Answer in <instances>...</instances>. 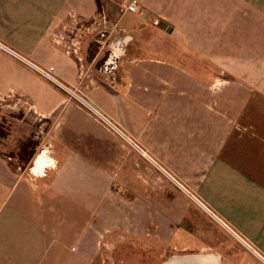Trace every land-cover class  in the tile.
Returning <instances> with one entry per match:
<instances>
[{
  "label": "crops",
  "instance_id": "1",
  "mask_svg": "<svg viewBox=\"0 0 264 264\" xmlns=\"http://www.w3.org/2000/svg\"><path fill=\"white\" fill-rule=\"evenodd\" d=\"M124 1L0 0V264H264V0Z\"/></svg>",
  "mask_w": 264,
  "mask_h": 264
},
{
  "label": "built area",
  "instance_id": "2",
  "mask_svg": "<svg viewBox=\"0 0 264 264\" xmlns=\"http://www.w3.org/2000/svg\"><path fill=\"white\" fill-rule=\"evenodd\" d=\"M138 11H139V2H138V0H125L120 6L121 14H135ZM159 24H160V20L159 19L154 20V25H159ZM78 101L92 116H94V118L96 120H98L99 122H101L102 124L107 126L113 132H115V133L119 134L120 136H122V138H124V140H126L127 143L131 144L133 147H135L138 150H140L138 148L137 144H135L131 139H129L127 137V135L124 132H122L117 127V125L114 122H112L104 113H102L100 110L96 109L92 104H90V102H88V101H86L84 99H80L79 98ZM187 193H188V195L191 196V198L195 202L198 203V205L200 207L204 208L209 214H211L215 219H217V217L209 210V208H207L199 199H197L195 196H193L190 192L187 191ZM221 224L224 225L227 229H229L228 226H226V224H223V223H221ZM247 246H249V245L247 244ZM258 256L262 260H264V258L261 255L258 254Z\"/></svg>",
  "mask_w": 264,
  "mask_h": 264
},
{
  "label": "rangeland",
  "instance_id": "3",
  "mask_svg": "<svg viewBox=\"0 0 264 264\" xmlns=\"http://www.w3.org/2000/svg\"><path fill=\"white\" fill-rule=\"evenodd\" d=\"M0 115H1V113H0ZM0 117H1V119H0L1 120L0 121V136H1L4 134V129L5 128L7 129V127H5L4 124L5 123L7 124L8 120L5 119V117H3V115ZM2 128H4V129H2ZM32 143L30 145L34 146V144H32ZM195 203L198 205L197 202H195ZM128 246H130V245H127V246H126V244L124 245V247H128ZM111 259H112L113 263H115V264H139V263L140 264H156L155 256H148L147 257V255H145L144 258L140 259V256H136L134 254L132 255V253H130L129 251H126L124 248H121V250L116 251Z\"/></svg>",
  "mask_w": 264,
  "mask_h": 264
}]
</instances>
